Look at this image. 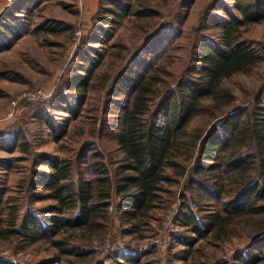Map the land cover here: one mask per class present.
<instances>
[{
	"label": "rangeland",
	"instance_id": "obj_1",
	"mask_svg": "<svg viewBox=\"0 0 264 264\" xmlns=\"http://www.w3.org/2000/svg\"><path fill=\"white\" fill-rule=\"evenodd\" d=\"M239 1L0 0V139L5 133L16 135L0 146V189L5 188V198L16 200L23 195V183L38 160V168L51 172L41 165L39 154L75 158L86 142L88 147L105 155L109 173L114 178L122 155L115 145H110V139L100 137L106 90L110 84L130 68L129 60L145 40L168 28L175 36L170 62L159 63L166 70L163 74L169 80L175 75L199 74V69L194 70L202 62L201 54L206 46L218 45L226 27L242 18L237 9ZM236 35L254 42L264 57V21L252 25L241 23ZM69 75H80L76 76L77 80L91 76L90 89L77 91V103L72 93L64 97L59 92L62 78ZM103 82L107 87L100 91ZM225 84L234 95L233 103H228V111L238 104L246 106L264 84V60L249 72L233 75ZM174 87L175 83L167 91ZM35 88H43L47 96L42 100L24 101L19 113L7 119L11 100ZM99 91L102 101L97 111L93 96ZM204 104L192 121L185 141L190 140L193 133H206L228 106L225 99L207 100ZM71 108L77 110L76 116L69 112ZM106 116H112L111 109ZM14 124L17 129H10ZM4 160L9 162L10 169L3 165ZM78 162L76 177L78 172L79 176L90 177L87 162H91V157ZM180 162L181 166L169 169L175 172L176 179L165 186L164 197L147 223L123 217L120 200L113 196L112 205L104 211L105 217L98 220L96 228L78 229L66 235L70 247L77 249L76 253H63L49 240L28 243L0 235V261H9L8 264H125L127 257H122L121 253L127 250L138 255L134 264H218L232 258L237 251L256 253L253 246L264 231V213L235 218L230 233L220 239L214 234L191 231L192 224L186 221L190 208L201 217L209 215L212 206L207 204L201 182L193 181L194 176L200 178L199 173L193 172L196 158L188 161L184 157ZM186 165L187 174H181ZM189 172L191 179L186 177ZM189 184L191 187L187 189ZM51 201L33 202L32 206L45 207ZM197 235L202 237L194 246V254L185 252L189 255L180 259L178 256L183 258L184 250H188L186 241ZM263 246L260 245L262 249ZM258 264H264V258Z\"/></svg>",
	"mask_w": 264,
	"mask_h": 264
},
{
	"label": "trees",
	"instance_id": "obj_2",
	"mask_svg": "<svg viewBox=\"0 0 264 264\" xmlns=\"http://www.w3.org/2000/svg\"><path fill=\"white\" fill-rule=\"evenodd\" d=\"M237 9L242 18L226 27L218 45L206 46L201 54L202 62L194 70L199 69V74L175 75L172 80L163 74L166 70L159 63L170 62L175 36L171 28L145 40L129 60L130 68L106 90L100 137L110 139V145L120 151L119 172L111 177L105 155L88 147L87 142L75 158L39 154L41 165L51 172L38 168L39 160H34L36 163L23 183L21 197L5 198V188L0 189V235L28 243L49 240L63 253H76L66 235L78 229L96 228L98 220L105 217L104 211L112 205L113 196L120 200L123 217L147 223L164 197L165 186L176 179L175 172L169 169L181 166L180 158L184 157L188 161L196 158L193 172L199 173L200 178L194 176L193 181L201 182L207 204L212 206L211 213L201 217L190 208L186 221L192 224L191 231L214 234L220 239L230 233L235 218L264 213V84L246 106L238 104L230 111L228 103H233L234 95L225 84L233 75L249 72L264 60L254 42L236 35L241 23L252 25L264 21V0H240ZM72 75L62 78L59 92L64 97L72 93L77 103V91L90 89L91 76L77 80L80 75ZM174 83L175 87L167 91ZM106 87L103 82L99 90L104 91ZM100 91L93 96L97 111L102 101ZM215 99L227 101L222 115L206 133H193L185 141L201 105ZM60 100L66 102L67 98ZM74 108L69 112L76 116ZM109 109L112 116L107 117ZM17 127L14 124L10 129ZM9 133L1 137L0 146L9 137H16ZM89 157L90 177L79 176V172L76 177L75 165ZM3 165L10 169L7 160ZM187 172L188 165L181 174ZM186 177L191 179L190 172ZM190 187L191 184L187 189ZM45 199L52 201L45 207L32 206L33 202ZM199 237L202 236L186 241L188 250H184L183 258L178 256L180 259L189 255L185 252L194 254ZM260 245H264V231L254 242L256 253L237 251L232 258L218 264H258L264 258V246L262 249ZM121 256L127 257L125 264H134L138 259L137 254L127 250ZM8 263L0 261V264Z\"/></svg>",
	"mask_w": 264,
	"mask_h": 264
},
{
	"label": "built area",
	"instance_id": "obj_3",
	"mask_svg": "<svg viewBox=\"0 0 264 264\" xmlns=\"http://www.w3.org/2000/svg\"><path fill=\"white\" fill-rule=\"evenodd\" d=\"M47 92L43 88H35L31 90L30 92H25L20 94L19 96H16L11 100V104L8 108L7 112V119L15 117L18 113L19 110L21 109V104L26 101V100H37L42 97H46Z\"/></svg>",
	"mask_w": 264,
	"mask_h": 264
}]
</instances>
